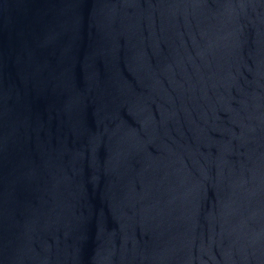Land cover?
<instances>
[{
    "label": "water",
    "instance_id": "obj_1",
    "mask_svg": "<svg viewBox=\"0 0 264 264\" xmlns=\"http://www.w3.org/2000/svg\"><path fill=\"white\" fill-rule=\"evenodd\" d=\"M0 264H60L51 136L30 0H0Z\"/></svg>",
    "mask_w": 264,
    "mask_h": 264
}]
</instances>
